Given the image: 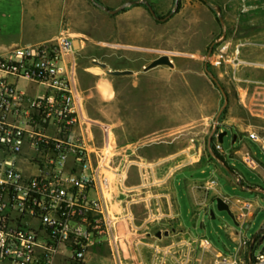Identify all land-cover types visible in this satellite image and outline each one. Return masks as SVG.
I'll use <instances>...</instances> for the list:
<instances>
[{
	"label": "rangeland",
	"instance_id": "374dc122",
	"mask_svg": "<svg viewBox=\"0 0 264 264\" xmlns=\"http://www.w3.org/2000/svg\"><path fill=\"white\" fill-rule=\"evenodd\" d=\"M96 1L115 9L128 0ZM147 1L157 18L143 4L150 17H126L123 13L117 16L90 0H73L71 21L61 30L79 43L80 97L94 143L106 153L105 166H112L114 157H122L124 164L131 158L159 163L166 158L180 160L184 158L181 154L187 152L202 153L199 162L212 152L209 142L215 143L214 133L222 125L241 134L249 130L264 134V117L247 110L243 102L244 90L252 88L251 81L264 80V69L254 65L235 69L222 65L209 67L200 57L223 32L233 43L264 37V27L241 33L246 25L235 18L243 12L264 15V0H178L176 6L175 0ZM167 15L165 20L160 19ZM164 54L173 62L172 67L158 65L144 69ZM243 56L264 60V49L253 46ZM93 60L106 66L101 67ZM108 69L132 73L112 75ZM101 78L109 80L103 85L110 89L111 95L100 93ZM225 130L221 147L229 154L239 146V138L233 142L237 133ZM243 141L252 157L264 166V151L250 138ZM227 164L246 174L256 172L236 156ZM226 189L230 194V187L226 185ZM212 208L215 218L206 216L205 228L199 225L195 232L220 248L219 236L225 233L219 225H232L233 220L227 211L217 210L215 201ZM119 213V207L113 208V215Z\"/></svg>",
	"mask_w": 264,
	"mask_h": 264
},
{
	"label": "built area",
	"instance_id": "2783aa9c",
	"mask_svg": "<svg viewBox=\"0 0 264 264\" xmlns=\"http://www.w3.org/2000/svg\"><path fill=\"white\" fill-rule=\"evenodd\" d=\"M253 46L264 49L247 38L233 43L223 32L200 57L209 67L264 69V60L243 56ZM77 61L74 37L64 31L0 54V264H92L86 255L97 244L119 259L109 183L98 180L91 161L98 166L106 153L79 102ZM251 82L244 107L264 117V80ZM247 134L264 151V134ZM244 161L255 169L250 153ZM251 264H264V250Z\"/></svg>",
	"mask_w": 264,
	"mask_h": 264
},
{
	"label": "crops",
	"instance_id": "0c3cea01",
	"mask_svg": "<svg viewBox=\"0 0 264 264\" xmlns=\"http://www.w3.org/2000/svg\"><path fill=\"white\" fill-rule=\"evenodd\" d=\"M72 1L0 0V54L56 36L71 21ZM121 13L126 17H150L140 3L127 6L117 16ZM255 14L243 12L235 17L246 25L241 33L264 27V15ZM257 41L264 43V37ZM74 43L78 50L75 38ZM101 81L109 82L104 78ZM77 88L86 117L78 82ZM225 129L237 133L233 142L239 138V146L229 154L221 149V158L209 152L198 162L202 153L187 152L177 161L166 158L154 163L131 158L124 164L122 157H114L112 166L107 167L104 163L96 166L92 158L98 180L105 178L109 183V196L113 198L112 233L118 239L119 259L111 256L108 246L97 244L88 251L87 261L92 264H221L219 260L225 256L230 262L224 264H251L253 257L264 250V166L253 158L256 167H249L256 172L246 174L228 165L227 161L236 156L248 166L244 154H253L243 141L249 138L247 133L241 134L226 125L219 131ZM226 185L230 187V194ZM97 193L98 190L90 192L93 196ZM217 197L229 205L233 224L219 225L225 233L219 236L220 248L210 242L206 247L202 240L207 238L195 230L199 225L205 228L206 216L212 219L210 211ZM115 207L120 208L118 215L112 214ZM238 213L243 214V219L236 218ZM213 214L216 216L214 210Z\"/></svg>",
	"mask_w": 264,
	"mask_h": 264
},
{
	"label": "water",
	"instance_id": "95a60500",
	"mask_svg": "<svg viewBox=\"0 0 264 264\" xmlns=\"http://www.w3.org/2000/svg\"><path fill=\"white\" fill-rule=\"evenodd\" d=\"M93 4H95L96 6H98L99 8L107 11L108 13L110 14H114V13H117L119 12L120 10H122L123 8L127 7V6H130L132 4H135V3H140V4H143L147 7V9L149 10V12L151 13V15L153 17H157L156 14H155V11L153 10L151 4L147 1V0H130V1H127L125 3H123L121 6H119L118 8H115V9H109L107 7H105L104 5H102L101 3L97 2L96 0H90ZM177 1L178 0H175V6L177 5ZM171 14V13H170ZM169 14V15H170ZM169 15L163 17V18H160L161 20H165L166 18L169 17ZM221 20V18H220ZM96 64L100 65L101 67H105L106 64L104 62H99L97 60H93ZM158 65H167L169 67H172L173 66V62L171 61V59L169 58L168 55L164 54V55H160L158 56L157 58L153 59L147 66L144 67L145 70H148V69H151L155 66H158ZM205 70L206 72L215 80L213 74L211 71H209L206 67H205ZM109 74H112V75H125V74H130L132 73L131 70H106ZM227 133L226 130L224 131H221L218 135V141L221 143L223 141V136ZM236 137V134H234L233 138L235 139ZM215 202H216V208L217 210L219 211H227L229 213V205L223 200V198L221 197H217L215 199ZM210 214H211V218H215L214 214H213V210L210 211ZM165 234H168V232L166 231ZM158 235H160V232H158ZM256 237V234L253 236V240L255 239Z\"/></svg>",
	"mask_w": 264,
	"mask_h": 264
},
{
	"label": "bare ground",
	"instance_id": "6f19581e",
	"mask_svg": "<svg viewBox=\"0 0 264 264\" xmlns=\"http://www.w3.org/2000/svg\"><path fill=\"white\" fill-rule=\"evenodd\" d=\"M93 70H94V68H93ZM99 90H100V93H102L105 96L111 95L110 89L106 85H103V81H102V84H100V86H99Z\"/></svg>",
	"mask_w": 264,
	"mask_h": 264
},
{
	"label": "trees",
	"instance_id": "16d2710c",
	"mask_svg": "<svg viewBox=\"0 0 264 264\" xmlns=\"http://www.w3.org/2000/svg\"><path fill=\"white\" fill-rule=\"evenodd\" d=\"M207 66H209V65L207 64ZM209 145L211 146V149H212V152H210V153L214 154L217 158H221L220 155L216 152V150L214 148V143L212 142V140L209 142Z\"/></svg>",
	"mask_w": 264,
	"mask_h": 264
}]
</instances>
